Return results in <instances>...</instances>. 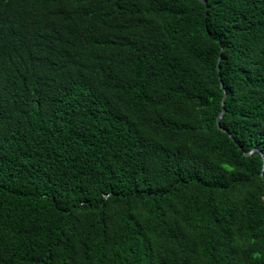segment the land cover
Wrapping results in <instances>:
<instances>
[{
	"label": "trees",
	"instance_id": "16d2710c",
	"mask_svg": "<svg viewBox=\"0 0 264 264\" xmlns=\"http://www.w3.org/2000/svg\"><path fill=\"white\" fill-rule=\"evenodd\" d=\"M206 1L0 0V264H264V0Z\"/></svg>",
	"mask_w": 264,
	"mask_h": 264
},
{
	"label": "water",
	"instance_id": "95a60500",
	"mask_svg": "<svg viewBox=\"0 0 264 264\" xmlns=\"http://www.w3.org/2000/svg\"><path fill=\"white\" fill-rule=\"evenodd\" d=\"M203 1L207 2L206 0H203ZM219 70H220V66H219ZM222 85H223V83H222ZM226 95H227V93H226V91H225V95H224V98H223V105H224V103H225ZM225 111H226V109H225V107H224L223 110H222V112L220 113L218 119H217V125H218L219 128L223 129L224 131L229 132V130H228L227 128H224V127L222 126V124H221V119H222V117L224 116ZM229 134H230V136H231L232 138H234V136H233L232 133L229 132ZM255 150H256V148L252 149V150H251L250 152H248L247 154H252ZM263 157H264V155H263Z\"/></svg>",
	"mask_w": 264,
	"mask_h": 264
}]
</instances>
